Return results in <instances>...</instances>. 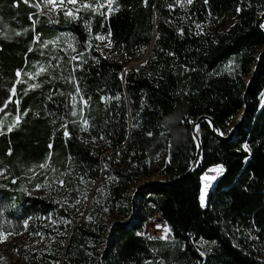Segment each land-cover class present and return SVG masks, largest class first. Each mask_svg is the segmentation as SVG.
Masks as SVG:
<instances>
[{"label": "trees", "instance_id": "1", "mask_svg": "<svg viewBox=\"0 0 264 264\" xmlns=\"http://www.w3.org/2000/svg\"><path fill=\"white\" fill-rule=\"evenodd\" d=\"M81 1L72 19L0 0V89L19 112L0 128V227L21 236L10 264H264V0ZM243 111L234 141L200 124V167L173 183L196 162L193 124L209 116L228 137ZM154 173L173 184L140 192L129 222ZM157 216L170 241L141 235Z\"/></svg>", "mask_w": 264, "mask_h": 264}, {"label": "rangeland", "instance_id": "2", "mask_svg": "<svg viewBox=\"0 0 264 264\" xmlns=\"http://www.w3.org/2000/svg\"><path fill=\"white\" fill-rule=\"evenodd\" d=\"M42 2H43L42 5L43 7L46 8V11L51 12L52 14H53L52 11H54V14L60 11H63L65 14L67 11L70 10L72 15H65V16L66 18L68 17L72 19H73V15L76 17L75 19H77L79 17V13L85 9L84 7H82V4H87L86 1L82 2L81 0H77L75 4L69 3L68 0H63V3H61V0H54L53 3H48L47 0H42ZM107 4H109V0L105 4L95 5L93 9H95L96 11L101 10V8H103L104 6H107ZM77 9H79V11H77ZM229 24L230 22L226 23V25H229ZM96 40L98 41L99 46H101L102 48L107 47V45L109 44L108 38L106 37L99 36V38L97 37ZM145 61H146L145 59L134 61L131 63L132 66L129 68L139 69L141 66L145 64ZM14 97H15V87L14 86H11L6 89H0V108H3V111H0V128L2 126V122L8 115L16 116V122L19 121V119L17 121L19 112H18L16 103H14ZM239 121H240V116L236 120H234V122L230 125V127H233V124L235 125ZM221 168L222 167L212 168L210 169V171H208L204 175V176H211L215 178V180L213 181H208L206 183L203 182V188L204 187L207 188L206 199L203 202L204 206L207 204V196L210 190L212 189L215 182L217 181V179L221 176L223 172V171L222 172L220 171ZM162 179L163 177L159 173H154L150 177L140 180L136 187L143 185L147 182L153 181V180H162ZM161 224H163L161 223V219L158 216L155 217L148 223V225L146 226L142 234L144 236H148V234L154 235V234L161 232L163 235H166L171 229L168 228L166 225L164 224L161 225ZM166 229H167V232L165 231ZM5 236L7 237V239H4ZM20 239H21V236L17 237L11 232L4 231V229L0 227V264H10L11 260L18 258V255L16 253L17 250L13 246V244ZM32 246L33 244H30L29 246L25 245L27 250H30Z\"/></svg>", "mask_w": 264, "mask_h": 264}, {"label": "water", "instance_id": "3", "mask_svg": "<svg viewBox=\"0 0 264 264\" xmlns=\"http://www.w3.org/2000/svg\"><path fill=\"white\" fill-rule=\"evenodd\" d=\"M263 19H264V14H263V15L258 19V21L256 22V26H257V28H258L261 32H264V29H263V27H262V21H263ZM263 53H264V52H263ZM262 55H263V54H262ZM262 55L260 56V58L262 57ZM144 59H145V58H144ZM131 66H132V64H130L129 67H131ZM257 67H258V65L256 66V68H255V72L253 73V75L248 79L247 91H246L245 94H244V102H245L246 105H247V102H248V93H249V90H250V88H251V86H252V83H253V81H254V79H255V76H256ZM126 71H127V70H126ZM126 71H125L124 75H126V73H127ZM244 119H245V111H243V113L240 115V121H239V123H238L236 126H234V127L232 128L231 133H230V135H229L228 137H223V134H222L220 128L217 126L216 122H215L211 117H209V116H203V117H201L200 119H198V120L193 124V126H192L193 134H194V140H195V142H196V144H197V147H198V153H197V157H196V162L194 163V165L192 166V168L190 169V171H189L185 176L179 178L178 180H176V181L173 182V183H177L178 181L183 180L184 178H186L187 176H189L191 173H193V172H195L196 170H198L199 167H200V163H201V161H202L203 149H202L201 141H200V138H199V136H198L197 130L199 129V126H200V124H201L203 121H207V122L210 124V126H211V128H212V131L214 132V134H215L216 136H218V137L224 139L225 141H234V140H236V134H235V131H236V129H237V128L243 123ZM208 171H210V170H208ZM222 174H223V172H222ZM222 174H221V175H222ZM203 176H204V175H203ZM203 176H202V183H203ZM173 183H172V184H173ZM172 184H165V182H164L163 180H153V181H150V182H147V183H145V184H143V185L138 186V188H137L136 191H135V194L133 195V215H132V218L129 220V222L133 220L134 213H135L136 210H137L136 198H137V195H138L140 192L146 190V189H147L148 187H150V186H157V185H168V186H170V185H172ZM203 204H204V203H203ZM118 224H122V223H118ZM118 224L115 223V224L113 225V227L111 228V232H110V234L113 232V230L115 229V227H116ZM107 247H108V245L105 247L104 251L107 250Z\"/></svg>", "mask_w": 264, "mask_h": 264}, {"label": "snow or ice", "instance_id": "4", "mask_svg": "<svg viewBox=\"0 0 264 264\" xmlns=\"http://www.w3.org/2000/svg\"><path fill=\"white\" fill-rule=\"evenodd\" d=\"M25 2H27V0H25ZM47 2H48V3H53L54 0H47ZM68 2H69V3H72V4H75V3L77 2V0H68ZM192 2H193V0H187V3H188V4H191ZM61 3H63V0H61ZM111 3H112V0H109L108 7H109V10H110V11H111ZM145 3H147V0H145ZM82 7H84L85 9H87V8L90 7V5H88V4H82ZM77 11H79V9H77ZM65 15H72V13H71V11L69 10V11H67V12L65 13ZM75 18H76V17L73 15V19H75ZM197 27H199V25H198ZM17 34L19 35V33H17ZM98 38H99V37H98ZM37 39H38V37H37ZM100 39H102V38H100ZM109 46H110V45H109ZM73 59L75 60L76 57H73ZM17 75H19V73H17ZM38 86H39V85H36V87H38ZM77 94H79V89H78V88H77ZM73 99H75V97H74ZM81 100H83V97H81ZM84 105L87 106V101H86V100H84ZM5 107H6V105H5ZM73 107H75V105H73ZM0 111H3V108H0ZM25 115H26V113H25ZM73 115H75V112H73ZM18 119H19V117H17V121H18ZM87 123H88L87 120H84V124L87 125ZM14 126H15V125H13V127H14ZM63 127L65 128V132H64L65 136H68L69 133H68V131H67V126L64 125ZM84 130H87V129L85 128ZM9 131H11V127L9 128ZM9 154H11V153H9ZM46 166H47V165H40L41 168H44V167H46ZM52 171H55V169H52ZM220 171L222 172L223 169L221 168ZM0 175H3V172H2V171H0ZM13 182H15V181H13ZM56 183H58L61 187H64V186H65L63 180L57 179V180H56ZM46 186H47V185H46ZM38 187H39V186H38ZM86 198H87V197H86V195H85V199H86ZM76 203H80V201L77 200ZM201 203L203 204V196L201 197ZM25 223L27 224V222H25ZM53 223L55 224L56 222L53 221ZM67 223H71V221H67ZM165 231L167 232V229H166ZM4 239H7V237L5 236Z\"/></svg>", "mask_w": 264, "mask_h": 264}, {"label": "built area", "instance_id": "5", "mask_svg": "<svg viewBox=\"0 0 264 264\" xmlns=\"http://www.w3.org/2000/svg\"><path fill=\"white\" fill-rule=\"evenodd\" d=\"M161 225H163V224H161ZM164 225H166V224H164ZM166 226L169 228L168 225H166ZM141 235L145 238H158L159 240H164V241H170L173 237L171 230L166 235H163L161 232L154 234V235L148 234V236H144L142 233H141Z\"/></svg>", "mask_w": 264, "mask_h": 264}, {"label": "bare ground", "instance_id": "6", "mask_svg": "<svg viewBox=\"0 0 264 264\" xmlns=\"http://www.w3.org/2000/svg\"><path fill=\"white\" fill-rule=\"evenodd\" d=\"M215 180L214 177H211V176H203V182L206 183L208 181H213ZM206 195H207V188L206 187H202V196H203V202L205 201L206 199ZM201 196V197H202ZM148 239V238H147Z\"/></svg>", "mask_w": 264, "mask_h": 264}]
</instances>
